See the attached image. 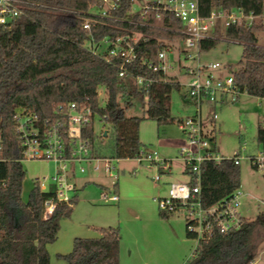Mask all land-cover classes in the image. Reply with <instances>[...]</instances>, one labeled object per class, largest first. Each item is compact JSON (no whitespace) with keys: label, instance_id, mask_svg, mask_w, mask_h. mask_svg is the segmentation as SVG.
<instances>
[{"label":"trees","instance_id":"trees-1","mask_svg":"<svg viewBox=\"0 0 264 264\" xmlns=\"http://www.w3.org/2000/svg\"><path fill=\"white\" fill-rule=\"evenodd\" d=\"M27 14L9 25L0 24V264H51L47 245L55 242L63 218L71 216L73 204L57 202L52 215L44 213V201L54 191H43L36 184L27 202L22 200L23 146L17 130L15 115L25 109L39 117L40 123L67 119L64 109L76 102L90 106L104 125L114 131V155L117 159L137 158L142 152L140 123L145 117L171 121L167 114L166 93L175 88L163 80L164 74L153 71L150 62H158V52L165 40H181L183 27L179 18L164 14L155 26L113 22L92 24L90 17L93 0H24ZM131 0H123L115 16H130ZM203 15L216 7H241L256 14L264 11V0H199ZM129 14V15H128ZM154 22V16H151ZM113 24V25H112ZM126 29L143 32L146 41L136 44V60L128 65L131 74L119 75L116 63L96 54L86 43L93 37L100 41L116 38ZM264 31V22L250 26H218L215 37L200 42L201 50L214 48L220 40L242 44L239 67L233 71L236 86L253 97H264V45L259 44L258 33ZM143 60H147L143 63ZM135 75L148 76L158 82L151 87H140ZM174 82V81H172ZM176 84V82H175ZM176 86V85H175ZM177 87V86H176ZM106 92L101 104L100 91ZM142 105L143 115L129 112L136 103ZM103 130L100 137L106 136ZM89 139L90 154L97 135L94 124L84 128ZM257 137L264 141V128L258 125ZM241 185V165L232 159L207 161L202 165L201 194L209 206L232 194ZM117 192V183L114 184ZM162 217L170 214L160 211ZM264 227V210L255 218L245 217L242 226L228 233L215 232L203 239L193 256L184 264H248L254 259L253 236L258 227ZM99 236L76 237L68 253H59L67 264H121L119 227H100ZM187 236H192L187 232Z\"/></svg>","mask_w":264,"mask_h":264},{"label":"rangeland","instance_id":"rangeland-1","mask_svg":"<svg viewBox=\"0 0 264 264\" xmlns=\"http://www.w3.org/2000/svg\"><path fill=\"white\" fill-rule=\"evenodd\" d=\"M259 44L264 45V31L258 33ZM106 44L99 47L105 50ZM182 40L171 41V51L167 54L173 69L166 73L165 81L175 88L166 93L167 114L171 121H158L143 118L140 123L142 151L156 153L160 158L170 161L171 170L163 173L161 181L154 176L158 169L148 161L137 158L117 159L113 157L114 131L104 125L99 117L95 118L94 131L97 135L93 142L90 162L70 166L74 172L70 181L75 189L69 192L73 211L70 217L63 218L55 242L48 244L51 264H67L59 253H68L73 248L76 237L99 236L100 227H119L122 235L120 244L121 264H184L193 256L196 240L186 236V221L182 210L170 214L169 218L160 215L156 198L168 193L169 182L187 179L186 165L179 157V149L184 143L179 122L194 114V107L186 99V84L190 81L186 67L195 61L186 58ZM243 46L237 42L220 40L214 48L200 50L201 64L219 62L222 67L213 71L216 75L229 77L239 67ZM196 54V49H190ZM180 62V63H179ZM174 81V82H172ZM176 82V84H175ZM177 87H176V86ZM106 101V92L100 91L101 104ZM259 100L247 93L238 98L226 97L223 102L212 106H203V120L207 129L215 128L214 147L224 157H232L239 151L244 141L248 142L247 153H256L258 125L264 122V108ZM131 115H143L140 103H136L129 112ZM107 134L100 137L102 131ZM108 159V160H107ZM110 159V160H109ZM114 166L108 171L105 165ZM25 178L23 181L22 200L28 201L29 193L36 185V179L47 178L49 185L58 164L50 159L25 158L22 160ZM99 166L96 170L94 167ZM84 167V171L80 170ZM117 183L119 201H106L103 192L112 194ZM243 194L240 211L250 219L264 210V178L262 172L253 169L248 161L241 164V185ZM184 232L182 242L179 230ZM254 259L248 264H264V227H258L253 236Z\"/></svg>","mask_w":264,"mask_h":264},{"label":"built area","instance_id":"built-area-1","mask_svg":"<svg viewBox=\"0 0 264 264\" xmlns=\"http://www.w3.org/2000/svg\"><path fill=\"white\" fill-rule=\"evenodd\" d=\"M93 1L89 10L90 17L84 22V27L87 29H90L92 24L108 19L112 21L111 23L121 21L155 26L164 14H172L182 22L183 27L179 32L183 34L181 40L186 48L184 54L186 58L195 61L193 66L186 67L190 81L186 84L185 95L194 107V114L184 118L178 125L184 137V143L179 149V157L186 165L187 179L169 182L167 195L156 200L160 211L168 214L183 211L186 230L196 240L195 248L201 240L210 238L215 232L228 233L239 229L245 218L240 211L242 192L238 188L229 196L209 206L204 205L201 194L202 165L207 161L220 162L224 158L232 159L236 165H241L246 160L253 169L261 171L264 178V141L257 137L255 143L261 148L256 153H247L249 145L247 141L243 142L240 150L235 151L232 157H224L216 151L214 147L216 129L214 127L207 129L202 115L203 106L216 105L229 96L235 99L246 92H241L236 86L233 73L224 78L213 72L222 67L219 62H211L208 65L200 63V42L215 37L219 25L226 28L232 25L250 26L255 21L264 22V11L256 14L248 13L241 7L230 9L216 7L210 14L203 15L199 0H131L132 5L128 13L138 14L140 19L137 20L130 16L119 18L114 15V12L121 8L123 0ZM28 6L29 4L24 0H0V24L9 25L17 18L25 16ZM151 16H154V22ZM147 39L148 36L143 32L125 28L124 33L116 38L106 36L100 41H95L91 37L86 43L96 54L103 55L108 61L116 63L119 75L125 76L131 74L128 65L137 58L136 44ZM102 44H106L107 48L99 51ZM190 49H196L197 53H190ZM170 51L171 41L165 40L164 46L158 52V62H150L149 65L153 71L164 74L163 80L167 71L173 69V64L169 63L167 56ZM146 62L147 60H143V63ZM135 77L140 87H151L158 82L148 76L135 75ZM257 98L259 106L264 108V97ZM64 110L67 119H58L52 123L48 120L40 123L36 114H31L25 109L18 110L15 115L23 146V159H50L58 164L55 174L51 177L52 183L48 185L45 177L36 179V184L41 190L54 191V195L44 201L46 216L53 214L57 202L71 203L69 192L75 189V184L70 181L74 172L70 171L69 167L94 159L90 154L89 139L84 136V128L94 124L96 117L101 120L90 106L76 102L67 104ZM261 126L264 128V122ZM137 159L140 162L146 160L158 169V173L154 176L157 182L161 181L163 173H169L171 170L170 161L160 158L156 153L142 151ZM94 168L100 169L98 165ZM105 169L111 171L114 166L106 164ZM80 170L83 172L84 167L80 166ZM102 197L106 201L119 200V195L115 191L112 194L103 192Z\"/></svg>","mask_w":264,"mask_h":264},{"label":"crops","instance_id":"crops-1","mask_svg":"<svg viewBox=\"0 0 264 264\" xmlns=\"http://www.w3.org/2000/svg\"><path fill=\"white\" fill-rule=\"evenodd\" d=\"M119 200H120V198H119ZM118 200V201H119ZM174 214V213H173ZM169 218V217H168ZM178 234L181 236V240H182V242H184L185 240H187V239H185V237H184V232H183V229H182V232L179 230V232H178ZM186 236H187V230H186ZM188 237V236H187Z\"/></svg>","mask_w":264,"mask_h":264},{"label":"water","instance_id":"water-1","mask_svg":"<svg viewBox=\"0 0 264 264\" xmlns=\"http://www.w3.org/2000/svg\"><path fill=\"white\" fill-rule=\"evenodd\" d=\"M104 134L106 135L107 133L105 132Z\"/></svg>","mask_w":264,"mask_h":264}]
</instances>
